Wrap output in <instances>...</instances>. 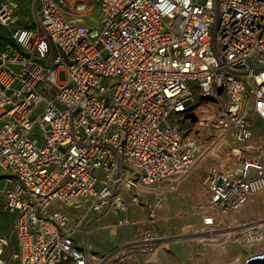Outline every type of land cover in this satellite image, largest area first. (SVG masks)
<instances>
[{"label":"built area","instance_id":"1","mask_svg":"<svg viewBox=\"0 0 264 264\" xmlns=\"http://www.w3.org/2000/svg\"><path fill=\"white\" fill-rule=\"evenodd\" d=\"M35 9L21 25L18 3L0 0L12 36L0 52V200L12 217L0 264H122L92 253L52 207L96 216L135 207L152 219L221 139L218 158L237 166L210 168L207 205L237 212L264 192V151L250 144L264 122V0H36ZM217 227L202 219L205 236ZM228 230L223 238L258 245L264 218Z\"/></svg>","mask_w":264,"mask_h":264},{"label":"rangeland","instance_id":"2","mask_svg":"<svg viewBox=\"0 0 264 264\" xmlns=\"http://www.w3.org/2000/svg\"><path fill=\"white\" fill-rule=\"evenodd\" d=\"M15 1L20 6V24L31 23L34 20L31 7L36 1ZM10 31V27L0 25V51L10 40ZM57 76L60 82H64L66 73L59 71ZM250 144L261 146L264 151V122L255 121ZM198 162H204L205 165L195 181L191 184L186 183V176L179 189L167 195L164 206L152 219L147 212L135 207L130 212L117 216L85 214L81 210H73L67 206H54L52 210L60 209L68 213L69 226L75 229L78 235L85 229L87 240L95 252L115 253L122 264H243L248 259L263 253L264 241L258 245L243 246L233 238L220 239L221 241L217 238L215 242H211L205 234L200 236L194 234L201 231L202 219L207 215L216 218L218 233H222L220 230L229 229L228 231H232L233 234L236 233L237 225L264 218V193L251 197L238 212L221 213L216 208L208 206L203 180L209 168L224 165V161L222 158L206 156L197 160L195 164ZM253 198L258 200L256 204L251 203ZM124 219L128 222L119 224ZM11 225L12 217L3 210L0 200V234L10 232ZM142 230H152L161 238L191 237L162 242L156 251L151 252L130 248ZM128 244L129 248L125 250Z\"/></svg>","mask_w":264,"mask_h":264},{"label":"bare ground","instance_id":"3","mask_svg":"<svg viewBox=\"0 0 264 264\" xmlns=\"http://www.w3.org/2000/svg\"><path fill=\"white\" fill-rule=\"evenodd\" d=\"M13 1H15V0H13ZM36 1V0H35ZM15 2H17V1H15ZM18 3V2H17ZM18 5H19V3H18ZM34 10H36L35 9V5H32V7H31V12H32V16L34 17ZM19 17H20V19H21V11H20V6H19ZM10 33H11V31H10ZM11 38H12V36L10 35V40L5 44V46L11 41ZM5 46H4V48H5ZM4 48L2 49V50H4ZM1 50V51H2ZM0 51V52H1ZM254 126H255V122H254ZM202 139L205 141V142H207L208 140H207V137H205V136H203L202 137ZM209 139H212V137H209ZM222 143H223V140L221 139L220 140V142L217 144V147H205L204 148V153H203V155H204V157H200V158H205L206 156H208V157H212V158H218V156L219 155H224L225 154V151H224V149L222 148ZM200 158H197L194 162H193V164H192V166H191V168H190V172L188 173V175H187V179L185 180L186 181V183H193L194 181H195V179L197 178V176H198V174H199V172L202 170V168H204V165H205V163L204 162H198L197 164H195L196 162H197V160H199ZM223 161H224V165H226L227 163H230L229 164V168L230 167H236L237 166V163L236 162H233V163H231V161H228V160H224L223 159ZM195 164V165H194ZM209 170H210V168H209ZM208 170V171H209ZM186 178V177H185ZM184 180V179H183ZM182 180V181H183ZM182 183V182H181ZM179 187H180V184H179ZM179 187H177L176 188V190L175 191H172V192H176L178 189H179ZM206 189V188H205ZM207 192V191H206ZM264 193V192H263ZM169 193H167V195H168ZM167 195H166V197H167ZM253 197V196H252ZM251 198V197H250ZM165 200H166V198H165ZM257 199H255V198H253L252 200H251V203L252 204H256L257 203ZM163 203H165V202H163ZM248 203V202H247ZM60 207V206H59ZM132 209H135V208H132ZM60 210V209H59ZM62 211V210H61ZM238 211H240V210H238ZM237 211V212H238ZM105 215H108V214H105ZM113 215V214H112ZM97 216H103V215H97ZM91 221V220H90ZM123 221V220H122ZM88 223V222H87ZM86 223V224H87ZM119 224H121V223H119ZM123 224V223H122ZM242 224V223H241ZM218 229V227L216 228V230ZM231 230V229H230ZM197 233V235H204V232L203 231H198V232H195L194 234H196ZM230 233L232 234L233 232L232 231H230ZM154 236V238L153 239H149V240H147L146 242H141V241H137V239H135V243L136 244H134V243H132L131 245H130V248L131 247H133L135 250H139V248L138 247H141L142 246V244L144 245V246H148V247H155L153 250H150V252L151 251H156L159 247H160V245H161V243L162 242H168V241H172V240H182V239H187V238H190L191 236H181V237H176V238H169V237H163V238H161L160 236H156V235H153ZM210 239H211V242H215V240L217 239V238H219L218 240H223V239H226V237H224L223 238V235L221 234V233H217V232H215V234H212V235H209L208 236ZM79 239L80 240H82V239H84V241H85V244H86V246H87V248L92 252V253H95V254H99L98 256H101V254L100 253H97V252H95L94 250H93V248H92V246L89 244V241L87 240V234H86V231H85V229H83L82 230V232H80L79 233ZM220 240V241H221ZM217 242H219V241H217ZM127 247V248H126ZM125 247V250L126 249H128L129 248V244L127 245ZM141 251H145V250H141ZM104 254H106V253H104ZM108 254H111L112 256H114V257H117L118 258V256H117V254H115V253H108Z\"/></svg>","mask_w":264,"mask_h":264},{"label":"water","instance_id":"4","mask_svg":"<svg viewBox=\"0 0 264 264\" xmlns=\"http://www.w3.org/2000/svg\"><path fill=\"white\" fill-rule=\"evenodd\" d=\"M243 264H264V252L261 253L260 255H257V256H254V257L248 259Z\"/></svg>","mask_w":264,"mask_h":264}]
</instances>
